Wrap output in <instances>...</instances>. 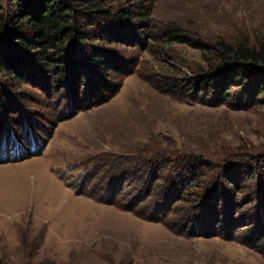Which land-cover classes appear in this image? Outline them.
<instances>
[{
	"label": "rangeland",
	"instance_id": "374dc122",
	"mask_svg": "<svg viewBox=\"0 0 264 264\" xmlns=\"http://www.w3.org/2000/svg\"><path fill=\"white\" fill-rule=\"evenodd\" d=\"M149 21L151 41L133 53L121 47L128 64L118 73L110 70L115 52L109 70L79 65L58 82L25 61L20 79L0 73V142L9 145L0 149L4 264H264L258 250L214 236L205 213L206 234L182 227L200 185L246 166L264 174V105L180 101L172 79L214 56L165 36L176 29L208 45L241 40L264 29V0H155ZM72 78L82 80L76 89ZM152 177L165 190L189 183L178 201L162 194L173 214L163 199L141 209Z\"/></svg>",
	"mask_w": 264,
	"mask_h": 264
},
{
	"label": "trees",
	"instance_id": "16d2710c",
	"mask_svg": "<svg viewBox=\"0 0 264 264\" xmlns=\"http://www.w3.org/2000/svg\"><path fill=\"white\" fill-rule=\"evenodd\" d=\"M154 1L0 0V73L20 79L23 76L17 69L25 61L24 64L33 66L46 80L58 82L67 71L72 72L79 65L106 71L111 52L119 54L110 57V70L118 73L122 70L120 67L128 64L125 56L118 52L121 47L133 53L136 47L145 50L148 40L151 41L148 31L153 27L149 20ZM166 31L168 42L185 44L214 56L206 60L205 67L191 70L188 76L172 79L173 93H179L180 101L195 106L207 103L230 105L243 110L264 105V29L241 40L229 43L216 40L211 45L185 38L176 29ZM93 70H89L91 74ZM73 80L76 89L82 80ZM113 81L111 78L106 83L110 84L108 89L115 91L117 84ZM88 85L86 82L85 86ZM82 96L81 99H85L87 94L84 92ZM6 143L0 142L3 152L8 151ZM249 167L242 171L227 170L218 183L200 185L202 188L195 198L185 197L192 200L191 210L187 211L182 226L185 232L189 230L192 236L206 234L207 231H203L205 213L211 221L209 225L214 224V236L226 234L231 241L264 254V179L260 180L264 174ZM157 181L152 177L149 187L154 191L140 200L145 201L143 211L161 207L159 200L163 199L164 192L175 201L189 194L186 181H173L174 186L166 190L164 186L155 185ZM150 195H157V202L149 201ZM163 203V209L173 214L170 204L165 207V201ZM140 215L146 219L153 217ZM219 221L222 225L218 227ZM225 227L230 229L225 230ZM4 263L0 260V264Z\"/></svg>",
	"mask_w": 264,
	"mask_h": 264
}]
</instances>
